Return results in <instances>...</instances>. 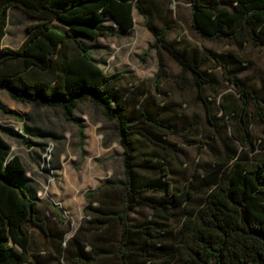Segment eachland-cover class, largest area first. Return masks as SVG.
I'll use <instances>...</instances> for the list:
<instances>
[{
  "label": "trees",
  "instance_id": "1",
  "mask_svg": "<svg viewBox=\"0 0 264 264\" xmlns=\"http://www.w3.org/2000/svg\"><path fill=\"white\" fill-rule=\"evenodd\" d=\"M179 1L191 6V33L232 51H207L186 35L170 39L180 20L166 0H0V90L58 109L80 143L79 111L89 101L114 123L123 149V177L85 192V217L68 237L70 221L40 199L6 139L45 151L48 143L33 138L60 135L30 116L20 132L0 124V264H42L41 251L65 264H264V138L253 133L255 123L264 132V86L242 76V53L264 51V0ZM13 7L34 19L19 47L4 42ZM135 11L154 36L158 68L149 78L109 73L94 55L102 36L132 32ZM166 56L180 69L173 80ZM187 74L223 150L210 145L213 163L185 181L175 139L193 144L189 135L199 132L173 94L185 89ZM0 112L17 117L1 101ZM32 230L43 238L38 253Z\"/></svg>",
  "mask_w": 264,
  "mask_h": 264
},
{
  "label": "rangeland",
  "instance_id": "2",
  "mask_svg": "<svg viewBox=\"0 0 264 264\" xmlns=\"http://www.w3.org/2000/svg\"><path fill=\"white\" fill-rule=\"evenodd\" d=\"M168 7L172 8L179 17L180 26L170 35V39L186 35L200 48L228 53L232 47L224 41L202 40L191 33L189 22L191 6L186 1L166 0ZM135 26L131 33L121 36H102L96 43L94 55L101 59L103 67L109 73L127 69L133 71L140 78H149L157 71L158 61L156 50L150 45L154 36L144 23V18L135 11ZM26 12L18 7L10 10L8 34L4 42L8 46L19 47L26 37V26L33 22ZM107 25L114 26L108 18ZM115 27V26H114ZM246 59L243 78L254 83L257 88L264 86V51L247 48L242 53ZM214 62V61H213ZM168 71L173 80L180 73L176 63L166 56ZM216 75L221 77V68H215ZM185 89L173 94V98L182 103L180 110L187 117V124H193L198 134L189 135L195 143L188 144L184 139L176 138L180 146L179 157L181 179L191 180L192 175L205 173L204 167L213 163L214 153L210 145L223 150L220 140H212L214 131L206 121V113L201 102L197 101L194 87L191 86L190 75ZM227 83V82H226ZM234 93L237 88L232 84ZM207 93H209L207 91ZM0 101L8 109L14 111L17 117L0 112V124L9 126L20 132L22 122H30L28 116L33 117L37 124L55 131L59 138H33L35 142L48 143L46 150L40 149L37 143L27 146L14 137L6 136L11 145L12 155L19 156L25 164L28 175L34 178L39 188L42 201L54 207L65 221H70L74 234L85 217V192L97 187L108 178L121 179L123 177L122 147L119 144V135L114 123L105 120L100 111L89 101L83 103L79 114L84 119V140L80 143L77 127L66 121L56 108L33 107L25 102L14 100L5 90H0ZM253 133L258 142L264 138L262 126L255 123ZM35 252L43 249V238L38 231L32 230ZM38 248V249H37ZM44 253L42 264H65L57 259H48ZM48 259V260H47Z\"/></svg>",
  "mask_w": 264,
  "mask_h": 264
}]
</instances>
